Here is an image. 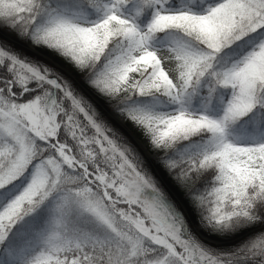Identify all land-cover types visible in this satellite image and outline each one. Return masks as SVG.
Returning a JSON list of instances; mask_svg holds the SVG:
<instances>
[{
  "label": "snow or ice",
  "instance_id": "snow-or-ice-1",
  "mask_svg": "<svg viewBox=\"0 0 264 264\" xmlns=\"http://www.w3.org/2000/svg\"><path fill=\"white\" fill-rule=\"evenodd\" d=\"M0 264H264V0H0Z\"/></svg>",
  "mask_w": 264,
  "mask_h": 264
}]
</instances>
